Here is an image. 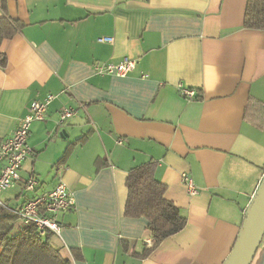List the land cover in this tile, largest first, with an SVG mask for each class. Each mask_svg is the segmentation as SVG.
Listing matches in <instances>:
<instances>
[{"label": "crops", "instance_id": "1", "mask_svg": "<svg viewBox=\"0 0 264 264\" xmlns=\"http://www.w3.org/2000/svg\"><path fill=\"white\" fill-rule=\"evenodd\" d=\"M2 2L23 28L0 48V143L33 101L55 100L20 171L40 189L0 199L16 210L61 179L76 205L56 240L74 264H224L264 182V31L243 27L247 0H0V18ZM126 58L138 63L125 78L94 71ZM66 108L77 115L58 126ZM150 163L187 225L143 259L153 239L125 216L126 181Z\"/></svg>", "mask_w": 264, "mask_h": 264}, {"label": "trees", "instance_id": "2", "mask_svg": "<svg viewBox=\"0 0 264 264\" xmlns=\"http://www.w3.org/2000/svg\"><path fill=\"white\" fill-rule=\"evenodd\" d=\"M0 48L5 40L16 36L23 25L11 19L1 5ZM243 27L264 31V0H247ZM7 57L0 52V68L6 69ZM126 186L128 197L125 216L144 218L153 239V245L139 257L148 258L170 237L187 225V217L174 203L165 198L166 186L156 179L155 164L150 163L131 170ZM8 207V206H7ZM14 210L0 208V264H74L75 252L67 250L51 232L41 236L35 226L20 225Z\"/></svg>", "mask_w": 264, "mask_h": 264}, {"label": "built area", "instance_id": "3", "mask_svg": "<svg viewBox=\"0 0 264 264\" xmlns=\"http://www.w3.org/2000/svg\"><path fill=\"white\" fill-rule=\"evenodd\" d=\"M101 42L112 43L113 40L100 39ZM138 61L126 58L123 62L115 65L111 63H99L94 66L96 75H114L125 78L130 75L137 66ZM181 96L188 100L196 99V92L186 89L183 84H179ZM55 100V96L49 95L43 100H35L31 104L28 114L22 118L16 129L0 143V196L5 191L22 184L23 192L28 195L36 193L40 189V182L32 169L28 178H22L21 168L26 160L32 155L33 150L28 144L31 126L34 122H43L49 105ZM77 110L66 108L60 114L57 121L58 126H63L68 120L76 117ZM183 183L186 185L191 196L197 195L193 182L189 176L183 175ZM76 205L75 197L68 190L67 185L59 179L57 185L49 192L42 193L35 197L27 198L16 210L20 225H33L37 232L44 236L51 232L58 236L61 231L59 215L72 210ZM0 208H7V205L0 199ZM12 210V209H11Z\"/></svg>", "mask_w": 264, "mask_h": 264}, {"label": "water", "instance_id": "4", "mask_svg": "<svg viewBox=\"0 0 264 264\" xmlns=\"http://www.w3.org/2000/svg\"><path fill=\"white\" fill-rule=\"evenodd\" d=\"M264 238V182L246 215L234 249L224 264H251Z\"/></svg>", "mask_w": 264, "mask_h": 264}, {"label": "rangeland", "instance_id": "5", "mask_svg": "<svg viewBox=\"0 0 264 264\" xmlns=\"http://www.w3.org/2000/svg\"><path fill=\"white\" fill-rule=\"evenodd\" d=\"M12 195V194H11ZM0 197H2V196H0Z\"/></svg>", "mask_w": 264, "mask_h": 264}]
</instances>
